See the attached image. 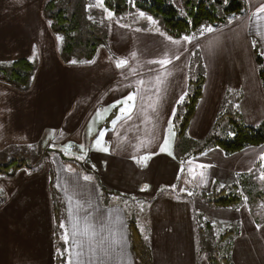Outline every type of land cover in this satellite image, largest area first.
<instances>
[{
	"label": "crops",
	"instance_id": "crops-1",
	"mask_svg": "<svg viewBox=\"0 0 264 264\" xmlns=\"http://www.w3.org/2000/svg\"><path fill=\"white\" fill-rule=\"evenodd\" d=\"M12 1L0 12V61L28 58L35 69L25 88L0 80V162L33 151L42 160L0 173V264H139L134 209L153 264H200L195 202L254 170L264 145L233 154L210 147L183 162L173 117L198 54L205 82L189 136L210 138L227 97L245 123L264 126L255 52L264 56V0H240L245 12L231 21L178 38L152 12L134 11L138 24L112 17L93 58L70 61L49 0ZM101 113L108 117L92 133ZM62 146L86 161L66 158ZM251 221L252 235L233 244L235 264H264V233Z\"/></svg>",
	"mask_w": 264,
	"mask_h": 264
},
{
	"label": "trees",
	"instance_id": "trees-1",
	"mask_svg": "<svg viewBox=\"0 0 264 264\" xmlns=\"http://www.w3.org/2000/svg\"><path fill=\"white\" fill-rule=\"evenodd\" d=\"M115 1V8L119 10L124 9L127 4L126 0ZM142 2L151 6L165 31L175 38L189 34L208 20L214 23V26L223 23V16L217 12V3L220 1L208 5L202 1L199 5L187 9L188 16H182L172 0H142ZM63 4H59L57 0H49L46 4V14L51 20L54 30L63 32L66 36V45L63 50L65 53L67 52V55L64 58L67 61L74 57L77 60L92 59L99 46L105 42L104 35L99 32L100 30L95 32L91 25L87 26V17L82 11V5L81 7L77 5L74 11H70L68 7L60 6ZM241 8L240 0H232L226 10L228 13H232ZM255 52L264 89V56L257 49ZM193 67L189 92L185 99L178 104L173 117L176 130L175 155L184 162L210 147H218L227 154H233L250 147L264 145V126L245 123L235 108L234 101L228 97L218 114L210 138L201 141L189 136L188 126L202 96L205 82V70L198 54L194 58ZM34 69L35 65L30 59H15L9 64H0V80L16 87L25 88L30 82ZM41 160L38 154L36 156L17 155L5 162H0V173L12 175L20 168L37 169L40 167ZM257 169L258 166L251 172L242 175L239 184L235 183L220 189L215 187L209 192L202 193V199L214 206H238L243 201L244 193L253 194L254 190L259 188L256 179H254ZM240 186L244 193L239 191ZM262 196H264V188L258 195V197ZM58 209V201H56L55 216L57 218ZM202 220L201 223L199 219L196 221L197 233L201 232L199 254L204 256L209 264H235L232 252L235 239L239 235V229L229 228L221 233H216L211 220ZM129 227L132 250L139 264H153L151 248L145 243L134 219L130 220Z\"/></svg>",
	"mask_w": 264,
	"mask_h": 264
},
{
	"label": "rangeland",
	"instance_id": "rangeland-1",
	"mask_svg": "<svg viewBox=\"0 0 264 264\" xmlns=\"http://www.w3.org/2000/svg\"><path fill=\"white\" fill-rule=\"evenodd\" d=\"M19 1V0H17ZM31 1V0H30ZM59 4L64 3L63 7H68L70 11H74L76 6L82 5V11L86 14L87 17V26L91 25V27L95 30V32L99 31L101 34L104 33L105 26L107 25L110 18L113 20L117 19H124L127 22L136 23L138 24V17L135 14L136 12H141L142 14L150 16L152 12V8L148 3L142 2V0H126L127 4L124 9L119 10L115 8L116 1L111 0H103V6H100L98 3V0H57ZM202 1H205L208 4L215 3L216 1H220V3H217V12L221 16H223L222 24L229 22L233 19V15L235 12L228 13L226 10V7L230 5L232 0H227V3L224 2V0H172L174 5L178 8L180 14L182 16H188L187 9L193 7L194 5H199ZM21 5V4H19ZM16 7V4H14V1L12 0H0V12L8 10L9 7ZM114 7V8H112ZM244 8V7H243ZM239 11L245 12L244 9H240ZM236 11V12H239ZM109 13H112L110 16ZM152 16V15H151ZM156 21L160 23L159 19H156ZM212 23L211 21H205L202 25H199L196 29V32H202L204 31L207 26ZM161 24V23H160ZM214 26L215 24L212 23ZM211 25V26H212ZM220 26V25H219ZM91 29V28H90ZM61 41L63 43V49L66 45V36L63 32H58ZM105 39V37H104ZM67 53V52H66ZM64 50H62V54L64 57L67 55ZM76 58V57H74ZM71 60V59H70ZM11 61H0V64H9ZM194 69V67H193ZM193 71V70H192ZM108 117V114L101 113L98 116L95 117V119L91 122V132L92 133H98V127L101 123H105L106 119ZM110 119V117L108 118ZM89 129V130H90ZM55 149L54 147H51L50 150ZM60 153L63 154L66 158H73L76 160H80V164L82 165V162H85V158L80 159L81 156H84V154L80 152H74L72 148L69 146H62L59 148ZM84 150V149H83ZM23 155H31L36 156L37 152L33 151L31 154H26V152H23ZM11 154V153H10ZM264 153L262 154L261 158L259 159L258 163V169L257 173L255 174L256 182L259 185V188L254 190L253 194H245L242 189V186L239 187V191L244 193L243 195V201L236 207H230V206H214L212 204H209L205 202L203 199L198 200L195 202V207L197 209L198 217L195 218L196 221L203 222L202 219H209L213 222L214 228L216 233H221L225 231L226 229H239V235L240 233L243 236H246V234L253 233L252 228V221H257L260 224L261 230L264 233V196L258 197L260 192L262 191V188H264V161H263ZM50 155L49 159L50 160ZM240 178V177H239ZM239 184V181L237 182ZM232 185V184H230ZM244 186V185H243ZM138 207V205L136 206ZM139 208H142L140 206ZM253 215H250V213ZM137 211L136 209L132 210L131 217L137 222ZM140 214V212H139ZM198 251H199V244H200V236L201 232L198 231ZM238 235V236H239ZM241 241V240H240ZM237 242V241H236ZM244 244V243H243ZM200 264H209L207 259L203 257V260Z\"/></svg>",
	"mask_w": 264,
	"mask_h": 264
},
{
	"label": "snow or ice",
	"instance_id": "snow-or-ice-1",
	"mask_svg": "<svg viewBox=\"0 0 264 264\" xmlns=\"http://www.w3.org/2000/svg\"><path fill=\"white\" fill-rule=\"evenodd\" d=\"M224 2L227 3V0H224ZM98 3H99L100 6H103V0H98ZM259 11L264 12V7H261V8L259 9ZM109 15L111 16L112 13H109ZM208 31H212V29L209 28ZM185 39H188V38L186 37ZM168 62H170V61H168ZM126 63H127V61H121V65L126 64ZM133 98H134V97H131V96L128 97L129 100H131V99H133ZM99 143H100V141L98 140V141H97V144H99ZM81 147H83V145H81ZM104 150L107 151L106 148H105ZM164 150H166V149H164ZM83 158H84L83 156L80 157V159H83ZM85 179H89V178H88V177H85ZM64 239H65V240L68 239L67 235L64 236ZM69 264H70V262H69Z\"/></svg>",
	"mask_w": 264,
	"mask_h": 264
}]
</instances>
